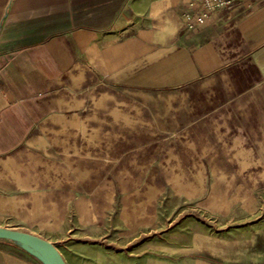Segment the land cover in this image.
<instances>
[{"label": "crops", "instance_id": "0c3cea01", "mask_svg": "<svg viewBox=\"0 0 264 264\" xmlns=\"http://www.w3.org/2000/svg\"><path fill=\"white\" fill-rule=\"evenodd\" d=\"M188 2L0 0L1 227L121 264L101 240L261 210L264 0ZM0 264L44 262L0 238Z\"/></svg>", "mask_w": 264, "mask_h": 264}, {"label": "rangeland", "instance_id": "374dc122", "mask_svg": "<svg viewBox=\"0 0 264 264\" xmlns=\"http://www.w3.org/2000/svg\"><path fill=\"white\" fill-rule=\"evenodd\" d=\"M243 214L235 210L225 218L199 217L191 224L167 227L155 237L151 233L143 249L134 242L121 249V244L101 240L100 246L113 256L122 251L121 264H264V201L260 211L245 218ZM259 216V223L253 225ZM99 250L93 249L92 255L99 256ZM131 250L134 259L125 257ZM111 261L117 260L108 257L105 262Z\"/></svg>", "mask_w": 264, "mask_h": 264}, {"label": "water", "instance_id": "95a60500", "mask_svg": "<svg viewBox=\"0 0 264 264\" xmlns=\"http://www.w3.org/2000/svg\"><path fill=\"white\" fill-rule=\"evenodd\" d=\"M0 238L30 249L44 264H66L58 250L49 242L28 232L0 226Z\"/></svg>", "mask_w": 264, "mask_h": 264}, {"label": "built area", "instance_id": "2783aa9c", "mask_svg": "<svg viewBox=\"0 0 264 264\" xmlns=\"http://www.w3.org/2000/svg\"><path fill=\"white\" fill-rule=\"evenodd\" d=\"M231 0H189L188 4L195 7V21L202 24L217 10L229 5Z\"/></svg>", "mask_w": 264, "mask_h": 264}]
</instances>
